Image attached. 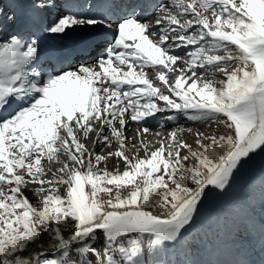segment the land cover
<instances>
[{"label": "snow or ice", "instance_id": "6c2138e0", "mask_svg": "<svg viewBox=\"0 0 264 264\" xmlns=\"http://www.w3.org/2000/svg\"><path fill=\"white\" fill-rule=\"evenodd\" d=\"M237 187L215 223L240 252L256 192L264 213V0H0V264H197L184 237Z\"/></svg>", "mask_w": 264, "mask_h": 264}, {"label": "rangeland", "instance_id": "374dc122", "mask_svg": "<svg viewBox=\"0 0 264 264\" xmlns=\"http://www.w3.org/2000/svg\"><path fill=\"white\" fill-rule=\"evenodd\" d=\"M70 2V1H69ZM220 78V77H218ZM181 123L186 124L184 128H193V130H207L208 126L202 123H194L186 120H180ZM179 122V123H180ZM167 125L176 124L174 122H165ZM216 125H212V129H216ZM187 135V133H185ZM99 151V149H97ZM116 166V160L112 159L107 168L109 171L114 170ZM122 168V164H121ZM237 187L228 196L217 199V202H209L204 210L205 223L202 228H199L192 233L187 234L184 237L182 243H190L194 241L195 247L192 249V258L197 264H235L238 259H244L250 262V264H260L261 259H264V252L261 251L259 245V229L262 219H264V213H262L259 206V192L255 193V213L251 214L254 220L251 225L250 233H244L246 239L250 241L245 245V248L238 252V240L235 233L231 230L232 222H239L238 220L231 221L227 226L217 225L215 223V217L217 212L221 209L227 210L233 204H230L232 199L238 196L239 192L241 198L243 195L247 196ZM242 192V193H241ZM31 199V193H27ZM225 201V205L222 203ZM229 201V203H226ZM237 203V202H236ZM248 235V236H247ZM173 259L182 258L179 252L172 253Z\"/></svg>", "mask_w": 264, "mask_h": 264}, {"label": "bare ground", "instance_id": "6f19581e", "mask_svg": "<svg viewBox=\"0 0 264 264\" xmlns=\"http://www.w3.org/2000/svg\"><path fill=\"white\" fill-rule=\"evenodd\" d=\"M77 2H80V1H77ZM185 125H186V124L181 123V122H180L178 125H177V124H169L167 130H171V129L174 128V127H182V128H184ZM129 127L132 128L133 126L130 125ZM127 135H128L129 137H131V136H132V131H129V132L127 133ZM238 189H239V188H238ZM241 193H242V192H241ZM235 201H237V202L242 201V198H241V196H240V192H239L238 196H236L234 199H232V201H231L230 203L233 204ZM211 202L214 203V202H217V200H213V201H211ZM222 203L224 204L225 201H223ZM226 203H229V201H227ZM224 205H225V204H224Z\"/></svg>", "mask_w": 264, "mask_h": 264}]
</instances>
